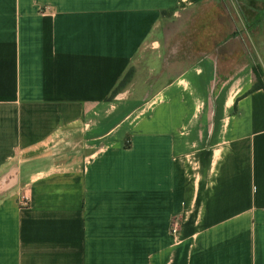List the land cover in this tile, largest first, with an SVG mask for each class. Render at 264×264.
<instances>
[{
  "label": "crops",
  "instance_id": "0c3cea01",
  "mask_svg": "<svg viewBox=\"0 0 264 264\" xmlns=\"http://www.w3.org/2000/svg\"><path fill=\"white\" fill-rule=\"evenodd\" d=\"M208 1L0 0V264H264V90L211 99L207 65L154 107L108 100Z\"/></svg>",
  "mask_w": 264,
  "mask_h": 264
},
{
  "label": "rangeland",
  "instance_id": "374dc122",
  "mask_svg": "<svg viewBox=\"0 0 264 264\" xmlns=\"http://www.w3.org/2000/svg\"><path fill=\"white\" fill-rule=\"evenodd\" d=\"M258 2L256 6H261L264 0ZM242 8L236 0H209L199 8L167 14L155 28L151 42L134 58L129 83L108 100L119 96V102L135 101L139 111L154 107L165 101L163 92L171 82L184 79L192 66L207 65H217L213 72L203 73V81L212 82L211 99L228 75L235 81L240 77L247 87L242 93H246L251 81L249 61L256 58L261 63L264 53V23L254 26L247 22ZM228 69L232 72L226 73Z\"/></svg>",
  "mask_w": 264,
  "mask_h": 264
},
{
  "label": "trees",
  "instance_id": "16d2710c",
  "mask_svg": "<svg viewBox=\"0 0 264 264\" xmlns=\"http://www.w3.org/2000/svg\"><path fill=\"white\" fill-rule=\"evenodd\" d=\"M165 12H162V14ZM262 23H264V13L260 15V17L253 23L254 26H261ZM251 71L252 75L254 77L253 83L250 87V89L246 93H251L253 91L262 89L264 90V66L256 59L253 58L251 60ZM133 75V69L130 68L127 70V72L123 75V77L120 79L118 84L114 87L112 90L109 98L120 92V90L131 80Z\"/></svg>",
  "mask_w": 264,
  "mask_h": 264
},
{
  "label": "built area",
  "instance_id": "2783aa9c",
  "mask_svg": "<svg viewBox=\"0 0 264 264\" xmlns=\"http://www.w3.org/2000/svg\"><path fill=\"white\" fill-rule=\"evenodd\" d=\"M44 14H47V13L44 12ZM26 202H27V199L24 198L22 200L21 204L22 205H25ZM177 231H178V223L176 221H174V222H172V228L170 230V234H171V236H172L173 239H176L177 233H178Z\"/></svg>",
  "mask_w": 264,
  "mask_h": 264
}]
</instances>
